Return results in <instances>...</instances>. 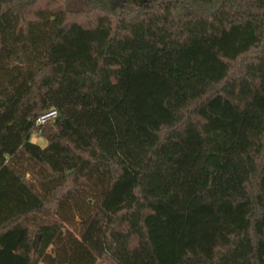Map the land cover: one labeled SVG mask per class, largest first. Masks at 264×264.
I'll list each match as a JSON object with an SVG mask.
<instances>
[{"label": "trees", "instance_id": "16d2710c", "mask_svg": "<svg viewBox=\"0 0 264 264\" xmlns=\"http://www.w3.org/2000/svg\"><path fill=\"white\" fill-rule=\"evenodd\" d=\"M81 1L0 0V264H264V0Z\"/></svg>", "mask_w": 264, "mask_h": 264}, {"label": "rangeland", "instance_id": "374dc122", "mask_svg": "<svg viewBox=\"0 0 264 264\" xmlns=\"http://www.w3.org/2000/svg\"><path fill=\"white\" fill-rule=\"evenodd\" d=\"M67 7L72 10H78V9H84L85 4L81 0H67ZM32 141L35 143H38L40 146H44L46 143L43 139L38 138L37 136L32 137ZM76 224L78 225V220H75ZM66 228H69L66 226ZM71 232H73L75 235L78 234V227L74 228H69ZM52 249L49 247L47 249V252H51Z\"/></svg>", "mask_w": 264, "mask_h": 264}, {"label": "built area", "instance_id": "2783aa9c", "mask_svg": "<svg viewBox=\"0 0 264 264\" xmlns=\"http://www.w3.org/2000/svg\"><path fill=\"white\" fill-rule=\"evenodd\" d=\"M58 116V113L56 110H49L42 114L38 119H37V124L42 125L45 124L48 121L54 120Z\"/></svg>", "mask_w": 264, "mask_h": 264}, {"label": "water", "instance_id": "95a60500", "mask_svg": "<svg viewBox=\"0 0 264 264\" xmlns=\"http://www.w3.org/2000/svg\"><path fill=\"white\" fill-rule=\"evenodd\" d=\"M38 242H39V236L35 235V237L33 239V242H32V245H33L34 248H37Z\"/></svg>", "mask_w": 264, "mask_h": 264}]
</instances>
